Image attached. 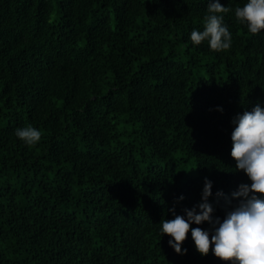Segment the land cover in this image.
I'll list each match as a JSON object with an SVG mask.
<instances>
[{
  "label": "trees",
  "instance_id": "trees-1",
  "mask_svg": "<svg viewBox=\"0 0 264 264\" xmlns=\"http://www.w3.org/2000/svg\"><path fill=\"white\" fill-rule=\"evenodd\" d=\"M211 2L0 0V264H222L191 232L178 255L160 224L205 179L221 221L216 193L250 184L232 120L264 108V30L219 0L231 47L193 44Z\"/></svg>",
  "mask_w": 264,
  "mask_h": 264
},
{
  "label": "clouds",
  "instance_id": "clouds-1",
  "mask_svg": "<svg viewBox=\"0 0 264 264\" xmlns=\"http://www.w3.org/2000/svg\"><path fill=\"white\" fill-rule=\"evenodd\" d=\"M230 11L232 9L222 6L219 0H212L203 18L204 30L191 33L193 44L208 41L211 50H228L232 35L223 23V14ZM234 12L237 21L246 23L251 34L264 30V0H247ZM232 124L231 157L236 162V170L242 171L250 184H240L230 196L216 193V203L222 199L226 209L221 221L214 217L215 207L209 202L212 182L205 179L202 202L185 209L186 215H175V209H172L174 219L162 220L161 232L170 237L169 246L178 255L186 254L182 245L191 232L196 250L202 257L211 252L222 264H264V108L257 104L251 111L237 115ZM15 135L27 146L37 144L42 138V132L31 125L16 129ZM203 223L211 225V230L192 228L193 224Z\"/></svg>",
  "mask_w": 264,
  "mask_h": 264
}]
</instances>
